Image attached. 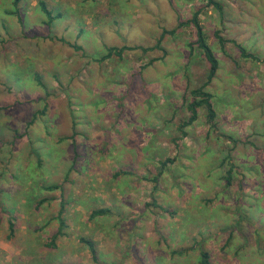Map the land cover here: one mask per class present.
<instances>
[{
  "label": "rangeland",
  "instance_id": "obj_1",
  "mask_svg": "<svg viewBox=\"0 0 264 264\" xmlns=\"http://www.w3.org/2000/svg\"><path fill=\"white\" fill-rule=\"evenodd\" d=\"M41 1L61 14L51 24ZM218 1L222 13L208 0H21L18 12L0 0V264H198L202 247L212 264H264V0ZM199 10L220 60L213 127L204 107L182 125L207 80L195 27L179 26ZM175 28L162 49L103 58Z\"/></svg>",
  "mask_w": 264,
  "mask_h": 264
},
{
  "label": "trees",
  "instance_id": "obj_2",
  "mask_svg": "<svg viewBox=\"0 0 264 264\" xmlns=\"http://www.w3.org/2000/svg\"><path fill=\"white\" fill-rule=\"evenodd\" d=\"M20 1L21 0H13V5L16 8V12H18ZM208 3H209V5L214 6V8L217 9L219 12H221V13L223 12V10H224L223 4L220 1L208 0ZM41 6H42V10L44 11V13L48 17V24H51L57 17L61 16V14H58L57 16L53 15L52 11L50 9H48V7L46 6V4L43 1H41ZM199 15H200V10L196 11L193 14V17L191 18V20L181 21L179 24V26H184V25L190 24V23L193 24V26L196 29V35H197L196 43H197L198 47L202 50V53L204 54V56L208 62V71H207V76H206L207 80L204 82L203 85L198 86L196 88H193L191 90L190 93H191L192 100L188 103V109L190 111V116L188 117V119L186 121H184L182 123V125L188 126V125L192 124L193 122H195L198 119V109L200 107H204L206 110L207 122L213 127L216 124L217 111H216L215 106H214L213 101H212V94L206 89V87L212 82V80L217 75V72L220 68V60H219V57L217 56L216 52L214 51V49L212 48V46L208 42V35L205 31V27H204L203 23L200 20ZM176 31H177V28H175L173 30L164 29L161 37L159 38V40L157 42V44L154 46H150V47L109 46V47H107V53L103 56V58H108V57H111L112 55H115V54L117 56L121 57L122 54L125 52V50L141 49L143 51H148V50L162 49L161 42H162L165 34L166 33H175ZM215 35H216L218 41L220 42L222 48L225 47V44L227 42H232L240 50L241 54L244 57L254 58V59L257 58V56L255 54L248 52L247 49L243 45L238 43L237 41L223 37V35H221L220 31H216ZM227 160L229 161V164H230V168L227 171V184L231 185V183H232V172H233L234 166L230 161V157H227ZM166 165H167L166 161L162 163V169L159 171V174L162 173L163 168ZM121 173L128 174L131 172L128 170H123V172H119L116 175H119ZM157 179H158V177H154V181H157ZM46 188L53 190V189L60 188V185H58V184L49 185ZM45 201H47V200L42 199V200H40L39 203H44ZM108 213L109 214L112 213V211L108 208H97V209H94L92 211L91 217L94 218L96 216H100V215H104V214H108ZM62 214H63V212L61 210V212L58 215V217L60 219V226H59V229L57 230V232L52 235V237H51L52 243H50V244L48 243L49 246L55 245L56 238L63 233V228L66 225V222H65L64 218L62 217ZM11 228H12L11 232L13 233V223H11ZM81 241L84 242L89 247L93 258L95 260H97L98 259V253H97L96 244L93 241L86 239V238H81ZM179 252L182 253L183 251L179 250ZM198 264H212L211 253L203 247L200 248V258H199Z\"/></svg>",
  "mask_w": 264,
  "mask_h": 264
}]
</instances>
